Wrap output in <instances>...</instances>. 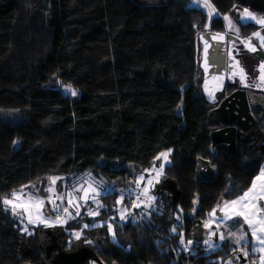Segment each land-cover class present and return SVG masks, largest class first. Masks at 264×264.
Segmentation results:
<instances>
[{
	"label": "trees",
	"instance_id": "obj_1",
	"mask_svg": "<svg viewBox=\"0 0 264 264\" xmlns=\"http://www.w3.org/2000/svg\"><path fill=\"white\" fill-rule=\"evenodd\" d=\"M211 1L223 15L234 5ZM190 2L0 0V264H44L41 227L33 235L22 233L4 203L15 192L64 176L65 187L58 181L55 186L66 206L67 191L80 194L86 176L112 188L130 183L168 150L171 165L157 194L169 211L180 207L183 240L191 242L175 254L166 248L169 261L228 264L242 254L230 245L205 254L193 239L198 220L251 187L264 164V144L258 147L244 133L235 151L212 144L211 106L199 88L198 59V37L208 18ZM211 28L223 30V21L214 19ZM58 83L79 95L65 94ZM199 158L210 161L214 180L197 179ZM171 179L180 192L176 205L167 188ZM118 194L114 189L100 197L96 218L85 212L70 218L62 236L69 244L92 245L104 264H166L149 255L152 238L130 220L123 228L115 224L124 243L113 241L108 223L117 217ZM98 222L103 225L94 226Z\"/></svg>",
	"mask_w": 264,
	"mask_h": 264
},
{
	"label": "water",
	"instance_id": "obj_2",
	"mask_svg": "<svg viewBox=\"0 0 264 264\" xmlns=\"http://www.w3.org/2000/svg\"><path fill=\"white\" fill-rule=\"evenodd\" d=\"M237 2H247L252 8H247L257 18H264V0H237ZM237 10L234 14L245 22L244 26H252L257 29L261 37H264V25L257 23ZM242 17V19H241ZM199 67L202 69L204 78L201 84L202 93L207 103L211 106L209 115L218 114L222 127L212 128L210 139L214 146L225 145L229 151L237 148L238 127L249 126L253 123L257 114H264V89L254 88L257 74L250 78V86L231 87L229 94L225 90V83L230 73L236 72L243 66L241 61H235L233 54L238 50L254 55L257 58H264V51L260 50L256 38L249 36L240 38L234 34L224 31L206 30L199 34ZM232 41L234 44H232ZM255 49L254 51L252 49ZM264 76V71H262ZM218 95L221 97L219 98ZM216 178L215 169L210 161L203 158L198 159L197 179L199 181H211ZM167 188L172 193V203L176 205L180 196L175 180L167 182ZM203 222L198 220L193 229V239L199 241V231ZM43 236L49 237V245L43 246L44 264H85L92 260L96 264H104L96 255L90 244L76 242L73 248L66 251L64 247L67 239L59 235L53 229H41L39 231V241H43ZM241 262H246L243 255H239Z\"/></svg>",
	"mask_w": 264,
	"mask_h": 264
},
{
	"label": "crops",
	"instance_id": "obj_3",
	"mask_svg": "<svg viewBox=\"0 0 264 264\" xmlns=\"http://www.w3.org/2000/svg\"><path fill=\"white\" fill-rule=\"evenodd\" d=\"M189 7L202 10L206 13L209 23V29L206 30H213L211 28V22L216 18H220L224 24V29L221 31H224L226 33L232 32V18L231 26L228 23L229 18L225 19V17H229L230 15L227 16L228 14L223 15L222 13H220V11L216 8V6L211 0H191V2L189 3ZM163 153H168V159L170 161V155L172 153V150H168ZM158 159L159 162L154 167L144 171L134 180L136 181L135 183L137 186V194L135 192L132 194L122 193L119 198L117 197V212L122 209V217L120 218L117 214V218L113 219L112 223H108L109 226L111 225L113 229V235L115 238H113L112 233L110 235L112 236L114 242H118L119 240L122 244L124 243L120 237L118 239L116 237V225L123 228L126 222L130 220V225L142 226L139 218H135V221L132 220L134 214L137 211L144 209L145 207L148 209L151 208V205H147L148 201L150 203L151 196H155L154 201L157 199L156 195L158 186L161 184L162 178L165 175V169L171 165V161H165V159L161 155ZM262 171H264V164L262 165L259 174L253 180L251 187L246 191L249 192V190L252 189V191L249 192V196L246 197L244 201L236 205L231 204V201L237 200L239 197H242L244 195L242 194L241 196L227 203L219 205L211 213L209 219L203 222L202 229H200L199 231V241H201L203 244L202 246L204 247L205 254L216 252L220 249L225 248L227 245H230L237 251L241 250L242 252L243 249H246L248 253L254 257V259L253 261L246 259V262H240V254L236 253L235 256L230 257L228 264H262V258H264V251H261V249L264 248V245H261L257 239V237L264 235V233L259 230L260 226L258 223L260 220L264 219V177H261ZM258 177H260V179H257ZM254 182L255 188H253ZM104 188L106 189L104 190ZM114 189L115 187H108L106 183H103V181L96 179L92 175H88L85 177L83 183H81L80 194H75L73 190H68L66 193L68 199L70 198V193L72 192L77 195V199L76 197H74L75 202H78L75 205L74 210L77 209V206H80L79 212H75L74 210L72 211V209L68 208V204L71 205L70 202L67 203V207H65L64 209H66L70 215L76 214L78 216L81 212H85V214H87L90 218H96L99 215V209H101L100 197L107 191H114ZM133 194L135 196H138V200L140 201V205L136 209H132L131 207L132 202L136 200ZM25 197L27 199L26 206H33L34 202L27 198V194ZM68 199L66 198V202ZM38 203L35 205H40ZM60 203L62 204L63 202ZM225 205H227V207H225ZM72 208L74 207L72 206ZM237 212H243L244 215H246L248 219L251 220L253 223L251 225L249 223H246L244 216L236 215ZM145 218L146 216L141 219L143 220ZM100 224L103 225L102 222H98L95 223L94 226H101ZM64 225H61V227ZM156 226L159 225L157 224ZM254 228L256 229L255 235L253 234ZM66 232L68 233L69 231L66 230ZM130 235L134 236L133 232ZM221 236H223V239H221ZM190 246L191 242H185L184 240H182L180 244H171L170 248L174 249L173 253L175 254L176 251L180 252L183 249L188 250ZM152 247L153 248L148 251L150 256L156 254L155 256L159 262L162 261L166 264H175L174 261H169V259H171L172 257H170L168 249H166L167 247H164L162 241H153ZM162 248H165V250H162ZM254 248L255 251L253 250ZM158 249L162 252L159 253Z\"/></svg>",
	"mask_w": 264,
	"mask_h": 264
},
{
	"label": "rangeland",
	"instance_id": "obj_4",
	"mask_svg": "<svg viewBox=\"0 0 264 264\" xmlns=\"http://www.w3.org/2000/svg\"><path fill=\"white\" fill-rule=\"evenodd\" d=\"M38 1L40 0H30L32 5ZM137 1L140 2L142 5L147 6V5L159 4L163 2L164 0H137ZM229 15L230 13L227 16ZM227 18H229L228 23L229 25H231L232 24L231 15ZM206 29H209L208 22L205 27V30ZM198 46H199V41H198ZM198 59H199V54H198ZM199 83H200V80H199ZM58 87L62 89L65 94L67 93L71 94V91H75L71 87L65 86L61 83H58ZM69 89H71V91H69ZM78 95L79 94L76 93V95H73V96H78ZM165 161L167 162L171 161V160L169 161L168 155ZM63 179H64V176H51V177H48L44 182H41L29 188L18 191V193L15 192L16 194L14 193L13 197L9 200L11 201V203H9L8 206L9 208H11V211L14 214V216L17 219H19L20 225L22 226V229H21L22 233L33 235V233L35 234L36 229L39 227H41V229L51 228L55 232H58L59 237H61L63 234L62 231L63 232L65 231L64 228L61 227V225H64L67 221H69L70 218L77 217L76 214L70 215L68 211L64 209L65 207H67V204L65 206L64 203L62 204L60 203V202H63V197L58 192V189L56 188L55 185H56V182L58 181L57 186L59 184V187L61 189L65 187L66 182L63 181ZM60 181H63V183ZM135 182L136 181H131L130 183H123L120 186L112 184L115 187V190L118 191L119 193L118 198L122 193H128V194H132L134 192L136 193L137 186ZM45 188L46 190L43 191ZM45 192H49V194L46 196ZM72 193H70L71 196L69 199H68L67 194L65 195V198L68 199L67 203L70 202L71 205L74 207L72 208V206L68 204L69 206L68 208L72 209L73 211L75 209V205L78 202L77 201L75 202V199H74V197H76L77 199V195H75L76 193L74 192L75 193V194L73 193L74 195ZM26 194H27V198L34 202L33 206H26V200H27L25 197ZM134 197L136 198V200L134 199L135 201L132 202V206H131L132 209H136L140 205L139 204L140 201L138 200L139 197L135 195ZM156 197L157 199L154 201L155 196L154 197L151 196L150 203L149 201L147 203V205H151V208L148 209L145 207L144 209L137 211L134 214V217L132 218V220L135 221V218L137 219L139 218L142 226L146 229V231L149 233L150 237L152 238L154 242L162 241V243L164 244V247H167V248L171 247V244H180V242L183 240V233H182V229L180 226L181 225L180 220L182 216V211L180 207L176 206L173 208L172 211H169L161 202V199L158 194L156 195ZM49 201L52 206L48 203ZM37 203L40 205H35ZM46 204L48 205V208L46 207ZM13 205H16V207H13ZM48 209L49 211H47ZM79 209H80V206L79 207L77 206V209L74 211L79 212ZM52 212H54L55 215H52ZM122 212H123L122 209H120V211L118 212V215L120 218L122 217ZM145 216L146 218L142 220L141 218H144ZM156 223L159 226H156L157 225ZM109 227H110V234L112 233L113 238H115L113 235V229L111 225ZM76 234H77L76 232H73L74 236ZM87 241H90L92 244L96 243L92 239H89ZM43 252H44V249H43ZM158 252L161 253L162 251L158 249ZM91 264H96V263L93 262Z\"/></svg>",
	"mask_w": 264,
	"mask_h": 264
},
{
	"label": "flooded vegetation",
	"instance_id": "obj_5",
	"mask_svg": "<svg viewBox=\"0 0 264 264\" xmlns=\"http://www.w3.org/2000/svg\"><path fill=\"white\" fill-rule=\"evenodd\" d=\"M247 8H252L253 7L248 4L247 2H237V0H234V5L231 9V18L233 20V29L230 34H234L239 36L240 38H246L249 36H254L257 40V44L260 48V50L264 51V41L261 40V36H256L254 33H258L257 29H254L252 26H244L245 22H240V19L237 18V16L234 14L233 10H237L241 14V10L247 9ZM242 19V17H241ZM237 28V29H236ZM229 34V33H228ZM232 44L234 42L232 41ZM264 57V55H263ZM233 59L235 61H241L243 66L239 68L236 72L230 73L228 79L226 80L225 83V90L227 91V94H229V89L231 87H241V86H250V78L257 74L256 81L254 88L256 89H264V76L262 75L261 71V65H264V58H257L254 55H250L249 53L243 52L242 50L238 49L234 54H233ZM200 83H199V88L202 93L201 89V84L203 82L204 74L202 69H200ZM203 95V93H202ZM204 96V95H203ZM220 98L221 96L218 95ZM253 114L255 116V120L253 123H250L249 126H242L238 127V132H237V146L239 142V138L241 137V134L244 133L246 137H248V140L251 138L255 140V144L259 147L262 144H264V140L262 138V133L264 132V114H257V111L253 110ZM211 122H212V128H220L222 127V124L220 123V116L218 114H212L211 115ZM221 148H228L225 145H217ZM237 149V148H236ZM58 235L59 233L56 232ZM43 244L44 247L49 245V237L48 236H43ZM76 242H81V241H74L72 244H69V242L66 244L64 249L66 251L70 250L73 248V245ZM84 244H87L85 241L81 242ZM87 263H93L92 260H88L85 264Z\"/></svg>",
	"mask_w": 264,
	"mask_h": 264
},
{
	"label": "snow or ice",
	"instance_id": "obj_6",
	"mask_svg": "<svg viewBox=\"0 0 264 264\" xmlns=\"http://www.w3.org/2000/svg\"><path fill=\"white\" fill-rule=\"evenodd\" d=\"M244 15L252 20H255L257 23L264 25V18H257L255 17L252 13L248 12L247 9L244 10ZM225 19H228L227 17H225ZM254 35L259 36V33H254ZM261 40L264 41V37H261ZM253 51L255 50L254 48L252 49ZM261 71H264V65H261ZM69 91H71V89H69ZM72 95H76L75 91H71ZM167 153H161V156L164 157L165 159H167ZM261 177H264V171L261 172ZM257 179H260V177H258ZM253 188H255V182L253 184ZM252 189L249 190V192H251ZM249 192H245L244 195L242 197H239L237 200H233L231 201L232 205H236L241 203L242 201L245 200L246 197L249 196ZM5 204H9L11 203V201L9 200H5L4 201ZM246 206V205H245ZM13 207H16V205H13ZM225 207H227V205H225ZM236 215H241L244 216L245 222L249 223L250 225L253 223L251 220L248 219V217L246 215H244L243 212H237ZM259 230L264 233V219L260 220L259 222ZM256 233V229H253V234L255 235ZM77 238H79V233L76 234ZM221 239H223V236H221ZM259 243L261 245H264V235L257 237ZM255 251V248L253 249ZM261 251H264V248L261 249ZM262 264H264V258H262Z\"/></svg>",
	"mask_w": 264,
	"mask_h": 264
},
{
	"label": "built area",
	"instance_id": "obj_7",
	"mask_svg": "<svg viewBox=\"0 0 264 264\" xmlns=\"http://www.w3.org/2000/svg\"><path fill=\"white\" fill-rule=\"evenodd\" d=\"M241 253H242V255H249V253L246 249H243Z\"/></svg>",
	"mask_w": 264,
	"mask_h": 264
}]
</instances>
